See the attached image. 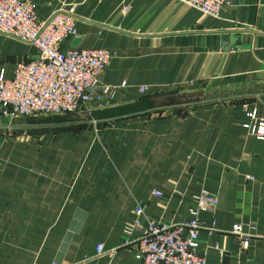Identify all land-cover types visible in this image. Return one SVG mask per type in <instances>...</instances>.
Segmentation results:
<instances>
[{
	"label": "crops",
	"instance_id": "1",
	"mask_svg": "<svg viewBox=\"0 0 264 264\" xmlns=\"http://www.w3.org/2000/svg\"><path fill=\"white\" fill-rule=\"evenodd\" d=\"M28 1L39 20L72 10L62 49H107L99 86L117 89L97 88L78 117L0 114V264H141L121 246L135 203L142 226L176 223L202 188L219 198L199 216L216 221L199 236L206 264H264V140L245 127L264 119V0H229L218 17L184 0ZM36 57L0 35L4 78ZM188 92L201 99L181 109ZM235 224L258 228L244 252Z\"/></svg>",
	"mask_w": 264,
	"mask_h": 264
},
{
	"label": "built area",
	"instance_id": "2",
	"mask_svg": "<svg viewBox=\"0 0 264 264\" xmlns=\"http://www.w3.org/2000/svg\"><path fill=\"white\" fill-rule=\"evenodd\" d=\"M201 13L218 17L229 0H184ZM72 10L57 12L45 20L36 16L34 5L28 0H0V35L6 36L37 50V57L15 65L11 78L0 75V114L8 118L33 116L55 117L83 111L94 100V92L100 87L103 96L113 98L116 87L99 86L98 76L111 59L107 49L67 48L63 44L77 35ZM123 82L120 88L125 87ZM140 92H146L142 86ZM255 118L256 114H250ZM258 140H264V119L256 125H246ZM151 195L163 198L162 192L154 190ZM173 190L169 197L180 196ZM219 204L214 193L202 188L192 196L187 209L189 218L176 223H162L147 219L144 226L140 218L144 204L137 201L134 220L123 228L121 246L133 247V257L141 264H206L207 254L199 251L201 232L213 235L216 221L205 223L199 216L203 212L213 213ZM256 226L246 230L243 224H235L232 234L239 240L242 252L247 250L257 231ZM138 231L139 235L133 237ZM264 240V228L258 235ZM221 256L225 250L214 246ZM95 257L105 251L102 244L96 246ZM110 252V251H109ZM55 264V263H53ZM237 264V263H233Z\"/></svg>",
	"mask_w": 264,
	"mask_h": 264
},
{
	"label": "rangeland",
	"instance_id": "3",
	"mask_svg": "<svg viewBox=\"0 0 264 264\" xmlns=\"http://www.w3.org/2000/svg\"><path fill=\"white\" fill-rule=\"evenodd\" d=\"M200 96H201V94L199 93V94H197V93H190V92H188V94H181V95H178V97H176V98H178V99H181L182 100V102L181 103H179L180 105H179V108H181V109H184L185 107H187L188 106V104H186L187 102H189V101H199L201 98H200ZM169 100H171V99H169ZM187 100V101H186ZM172 104H177V102L176 103H172ZM171 109H173V110H175V109H177V108H175V107H171ZM80 113V112H79ZM67 115H69V114H67ZM78 115V113H70V117L71 116H76V117H78L77 116ZM55 117H57V116H55Z\"/></svg>",
	"mask_w": 264,
	"mask_h": 264
},
{
	"label": "water",
	"instance_id": "4",
	"mask_svg": "<svg viewBox=\"0 0 264 264\" xmlns=\"http://www.w3.org/2000/svg\"><path fill=\"white\" fill-rule=\"evenodd\" d=\"M231 40H233V39H231Z\"/></svg>",
	"mask_w": 264,
	"mask_h": 264
}]
</instances>
